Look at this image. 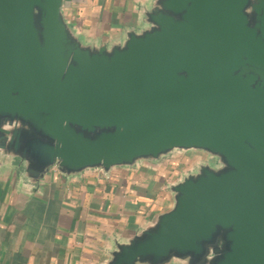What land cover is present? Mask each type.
I'll return each mask as SVG.
<instances>
[{"label": "water", "instance_id": "1", "mask_svg": "<svg viewBox=\"0 0 264 264\" xmlns=\"http://www.w3.org/2000/svg\"><path fill=\"white\" fill-rule=\"evenodd\" d=\"M64 2L0 0V166L35 192L196 156L103 264H264V0H150L107 42Z\"/></svg>", "mask_w": 264, "mask_h": 264}, {"label": "crops", "instance_id": "2", "mask_svg": "<svg viewBox=\"0 0 264 264\" xmlns=\"http://www.w3.org/2000/svg\"><path fill=\"white\" fill-rule=\"evenodd\" d=\"M149 1L65 0L63 14L84 39L107 42L136 27ZM176 157L77 177L51 168L35 192L22 187L16 163L0 166V264L105 263L115 241L171 206Z\"/></svg>", "mask_w": 264, "mask_h": 264}, {"label": "rangeland", "instance_id": "3", "mask_svg": "<svg viewBox=\"0 0 264 264\" xmlns=\"http://www.w3.org/2000/svg\"><path fill=\"white\" fill-rule=\"evenodd\" d=\"M197 160L196 156L191 155H179L176 157V160L173 161L172 173L171 177L168 179L175 180L177 179L183 172L187 171L190 167L195 164Z\"/></svg>", "mask_w": 264, "mask_h": 264}]
</instances>
